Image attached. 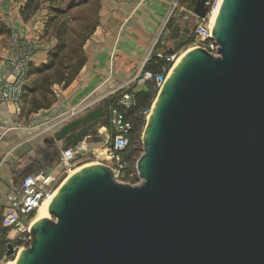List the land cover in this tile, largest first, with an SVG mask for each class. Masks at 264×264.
<instances>
[{
  "label": "water",
  "instance_id": "water-1",
  "mask_svg": "<svg viewBox=\"0 0 264 264\" xmlns=\"http://www.w3.org/2000/svg\"><path fill=\"white\" fill-rule=\"evenodd\" d=\"M207 1L195 0L196 17ZM212 37L216 54L186 52L154 99L140 182L81 168L52 198V218L30 226L16 264H264V0H223ZM105 113L99 105L44 142L66 149Z\"/></svg>",
  "mask_w": 264,
  "mask_h": 264
},
{
  "label": "built area",
  "instance_id": "built-area-1",
  "mask_svg": "<svg viewBox=\"0 0 264 264\" xmlns=\"http://www.w3.org/2000/svg\"><path fill=\"white\" fill-rule=\"evenodd\" d=\"M177 5L176 3L175 6ZM206 5L208 12L202 18L196 17L192 33L199 42L196 44L197 47L216 54L217 43L212 37L213 28L210 25L209 13L216 8L217 0H208ZM12 49L11 54L0 63V146L3 137L10 130V127L4 125L2 117L8 116L14 121L17 120L22 110L23 93L29 84L28 66L31 54L29 51L18 50L14 44ZM153 56L164 60L159 71L145 70L143 66L132 72L122 84L103 98L108 101L105 114L113 127V135L110 145H106L101 151V159L108 162L106 165L111 168L113 178L118 182H123L124 166L121 152L130 143L129 136L132 129L131 121L127 120L125 116V110L135 105V87L152 83L156 88L157 95L177 59L176 52L170 54L155 52L146 58L145 63ZM89 107V105L76 106L70 109V113L75 118L79 111H86ZM151 107L150 105V107L140 110L139 113L147 117ZM18 126V128L21 127ZM104 132L106 130L100 126L98 133L89 132L76 144L70 145L66 149H60L51 166L25 174L19 184L8 192L4 202H0V241H4V245L0 244V264H6L16 251L29 245L31 219L35 215L39 203L43 199L54 197L55 190L61 182V176L69 172L78 158L97 151L95 147L98 143L91 142L95 138H101L100 135H103ZM106 137L101 143L106 140ZM8 243L13 245L14 253L11 255L6 254Z\"/></svg>",
  "mask_w": 264,
  "mask_h": 264
},
{
  "label": "crops",
  "instance_id": "crops-1",
  "mask_svg": "<svg viewBox=\"0 0 264 264\" xmlns=\"http://www.w3.org/2000/svg\"><path fill=\"white\" fill-rule=\"evenodd\" d=\"M176 3L181 4L179 0H100L99 24L83 46L86 57L84 65L66 88L62 89L59 85L51 87L55 97L58 98L57 104L60 103L65 108L64 113L76 106L89 105L86 111L97 107L98 105L92 108L91 105L101 101L122 84L132 72L142 68L149 55L155 52L167 53L168 46L159 48L155 46V42L164 31L165 21ZM3 5L0 8V20L8 21V17L2 15L6 9L5 3ZM180 8L183 9V6ZM35 29L39 32V25H36ZM47 51L43 58L36 55L39 60H34L35 63H45ZM56 86L59 88H54ZM146 89L147 85L135 87L136 91ZM52 105L38 112H56V110L52 111L54 108ZM35 115H37L36 112ZM33 128L35 126L29 125L30 131ZM104 134L91 143L101 144L108 132ZM31 137L29 136V141ZM59 142H56L55 146L44 142L46 146L30 149L29 159L11 172L16 174L24 167H28V173H31L51 166L64 144V141ZM2 161L0 154V168ZM5 176L8 174L6 173ZM12 189H0L1 203Z\"/></svg>",
  "mask_w": 264,
  "mask_h": 264
},
{
  "label": "rangeland",
  "instance_id": "rangeland-1",
  "mask_svg": "<svg viewBox=\"0 0 264 264\" xmlns=\"http://www.w3.org/2000/svg\"><path fill=\"white\" fill-rule=\"evenodd\" d=\"M3 1V2H2ZM26 0H0V8H2L5 3L6 9L3 11L2 15L7 16L8 21H4L3 19L0 20V24L4 25L8 28V32L0 30V63L12 52L13 44L17 47V49L21 51H29L31 54V60L28 66V77H29V84L31 83V77L29 75V67L32 65L34 67L39 66L40 64L35 63L34 60H39L36 58V55H39L40 58H43L46 54V50L51 49L54 44L57 42L56 37L53 35V28L52 25L45 30V21L48 18V6L49 1L45 0L42 2L41 8L34 14L31 18L27 20L23 19L20 15V8ZM178 5L173 7L172 12L167 17L165 23L166 26L164 31L158 38L156 47H165L168 46L169 48L172 47L173 41L176 39V32L179 34L181 33L184 27H189L193 29L194 25L196 24L195 19L196 16L192 12V8L194 6L191 5L192 2L190 0H179ZM191 6H189V5ZM183 6V9L180 8ZM99 17V14H98ZM211 17V16H210ZM3 18V16H2ZM4 22H8L7 24ZM40 22V23H39ZM36 25H39V32L35 29ZM198 40L192 36V39L182 45L179 49H177V57L181 53L186 50L197 48L196 44H198ZM51 46V47H50ZM49 47V49H47ZM26 86V88L28 87ZM59 88V87H54ZM25 92V91H24ZM156 97V96H155ZM56 100L53 102L54 108L56 112L49 113V111H40L32 113L30 115L26 114V109L28 108V102L23 100L22 97V110L20 115L17 117V120H13L11 117L3 116L2 121L4 125L10 127V130L5 134L2 139L1 146H0V154L2 167L0 168V189L1 188H15L18 182V175L12 173L11 171L20 167L29 159V150L36 149L39 146H46L44 140L46 138H51L59 128L66 123L67 121L71 120L73 117L70 113V110L64 113L65 108L62 105L57 104V96L55 97ZM155 99V98H154ZM152 100V103L154 101ZM151 103V106H152ZM99 105H106L105 100L102 99L101 101L95 103V105H91L92 108ZM62 107V108H61ZM106 107V106H105ZM61 108V109H60ZM64 109V110H63ZM87 111H79L76 116L82 115ZM3 114V113H2ZM102 126L108 132L106 140L96 145V152L85 156L83 158H78L76 162H74L71 169L79 167L81 165L87 163L93 164H105L108 163L106 160H102V150L107 145L109 146L112 141V133L113 127L108 122L107 114H104L102 119ZM100 124V123H99ZM97 124L93 128V133H98L100 125ZM146 124V117L142 119V124L136 127V131L132 132L131 137V145L130 148H137L136 154L134 155V164L130 165V163L125 162L123 163L124 170L123 176L127 177L122 179L123 183L136 185L140 182L138 173H137V161L141 154L143 153V133ZM20 125L21 127L18 128ZM29 125L35 126L32 131L29 130ZM13 127V128H12ZM12 128V129H11ZM30 131V134H29ZM33 134V135H32ZM29 136H32L29 141ZM62 142V141H60ZM59 142V143H60ZM132 166L133 171L129 174L128 170ZM127 168V169H126ZM131 169V168H130ZM127 170V171H126ZM8 176H5V174ZM66 173H64L60 181L66 177ZM133 178L135 181L134 183L130 182V178ZM6 179V182L4 180ZM60 182V183H61ZM59 183V184H60ZM52 218V216L50 215ZM17 253V251H16ZM14 254V256L16 255ZM13 256V257H14ZM12 256L10 257L13 258Z\"/></svg>",
  "mask_w": 264,
  "mask_h": 264
},
{
  "label": "trees",
  "instance_id": "trees-1",
  "mask_svg": "<svg viewBox=\"0 0 264 264\" xmlns=\"http://www.w3.org/2000/svg\"><path fill=\"white\" fill-rule=\"evenodd\" d=\"M45 0H26L20 8V15L23 19L31 18L41 8ZM48 18L45 21V30L52 25L53 35L57 42L47 51V61L37 67H29L31 77L30 85L23 93V100L28 102L26 114L38 112L40 109L49 108L55 101L52 90L53 85H59L62 89L66 88L76 77L86 61L83 46L87 39L92 35L99 24L98 11L100 0H48ZM192 6L195 0H190ZM189 5V4H188ZM189 5V6H191ZM0 30L8 32V28L0 24ZM178 37L177 32L175 33ZM193 33L188 42L192 39ZM176 37V38H177ZM187 43V42H186ZM164 64V60L153 56L145 65V70L159 71ZM146 90H135V105L125 110L127 120L131 121L130 143L121 152L123 163L134 164V155L137 148H130L132 132L142 124L144 115L140 110L150 107L152 100L156 96V88L152 83H148ZM108 101H105L107 105ZM105 105V106H106ZM104 105L103 107L106 108ZM131 168V169H130ZM128 173L133 171L132 166ZM127 169V168H126ZM127 171V170H126ZM127 178L122 176V179ZM131 177L130 182L134 183ZM4 245V241H0Z\"/></svg>",
  "mask_w": 264,
  "mask_h": 264
},
{
  "label": "bare ground",
  "instance_id": "bare-ground-1",
  "mask_svg": "<svg viewBox=\"0 0 264 264\" xmlns=\"http://www.w3.org/2000/svg\"><path fill=\"white\" fill-rule=\"evenodd\" d=\"M222 1L223 0H217V5H216V8L213 9L210 13H209V19H210V25L211 27L213 28L214 25H215V22H216V19H217V16H218V13H219V10H220V6L222 4ZM211 16V17H210ZM191 50V49H189ZM189 50H186L184 51L183 53H181L179 55V57H177V59L175 60V64H177V62L182 58V56L184 54H186V52H188ZM154 102L152 103V107L153 108V105H154ZM152 111V110H151ZM150 118V114H148V116L146 117V124H145V128L148 124V120ZM93 163H87V164H84V165H81L79 167H76L74 169H70L69 172L67 173L66 177L62 180V182L57 186L56 190H55V193H54V196L55 194L58 192L59 188L62 186L63 182H65L71 175H73L75 172H77L78 170H80L81 168L85 167V166H88V165H91ZM52 199H43L37 209H36V212H35V215L32 217L31 219V225H33L36 221H38L39 219L41 218H50V214H49V211H48V207H49V204L51 203ZM22 250V248H20L16 255L9 259L6 264H16L17 262V259H18V256L20 254V251Z\"/></svg>",
  "mask_w": 264,
  "mask_h": 264
},
{
  "label": "flooded vegetation",
  "instance_id": "flooded-vegetation-1",
  "mask_svg": "<svg viewBox=\"0 0 264 264\" xmlns=\"http://www.w3.org/2000/svg\"><path fill=\"white\" fill-rule=\"evenodd\" d=\"M190 30H191V31H190V35H191L193 29L190 28ZM83 126H86V124L83 125ZM83 126H82V127H83ZM28 170H29L28 167H24V169H22L20 172L18 171V172L16 173V174L19 176V177H18V180H19L20 178H22L25 174H27V173H28Z\"/></svg>",
  "mask_w": 264,
  "mask_h": 264
}]
</instances>
